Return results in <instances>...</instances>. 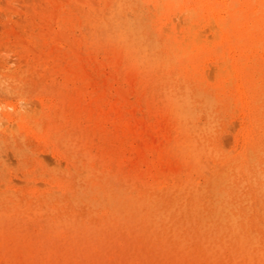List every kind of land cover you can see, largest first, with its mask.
I'll use <instances>...</instances> for the list:
<instances>
[{
  "label": "rangeland",
  "instance_id": "rangeland-1",
  "mask_svg": "<svg viewBox=\"0 0 264 264\" xmlns=\"http://www.w3.org/2000/svg\"><path fill=\"white\" fill-rule=\"evenodd\" d=\"M171 1L0 0V264H264V1Z\"/></svg>",
  "mask_w": 264,
  "mask_h": 264
},
{
  "label": "bare ground",
  "instance_id": "bare-ground-1",
  "mask_svg": "<svg viewBox=\"0 0 264 264\" xmlns=\"http://www.w3.org/2000/svg\"><path fill=\"white\" fill-rule=\"evenodd\" d=\"M165 1L167 2V0H165ZM168 1H169V0H168ZM186 1H187V0L182 1V2L187 3ZM189 1H190V0H189ZM191 1H192V0H191ZM233 1H234V0H233ZM236 1H238V0H236ZM236 1H235V2H236ZM248 1H249V0H248ZM263 1H264V0H263ZM171 2H172V1H171ZM173 2H176V1L174 0ZM173 2H172V3H173ZM223 2H224V1H223ZM235 2H234V3H235ZM244 2H245V1H244ZM180 3H181V2H180ZM188 3H189V2H188ZM191 3H194V0H193V2H191ZM227 3H228V2H227ZM241 3H243V2H241ZM181 4H182V3H181ZM198 4H199V3H198ZM198 4H197V5H198ZM222 4H223V3H222ZM239 4H240V3H239ZM244 4H246V3H244ZM182 5H183V4H182ZM197 5H196V6L193 5L194 8H196ZM257 5H258V4H257ZM189 6H190V5H189ZM189 6H187V8L192 7V5H191L190 7H189ZM233 6H235V5L233 4ZM247 6H248V5H247ZM175 7H176V6H175ZM198 7H201V6H198ZM198 7H197V8H198ZM235 7H237V6H235ZM262 7H263V5H262ZM194 8H193V9H194ZM231 8H232V7H231ZM231 8H230V9H231ZM253 8H255V7H253ZM259 8H260V6H259ZM191 9H192V8H191ZM191 9H190V10H191ZM198 9H199V8H198ZM209 9H210V8H209ZM224 9H225V7H224ZM226 9H227V8H226ZM232 9H233V8H232ZM256 9H258V7H257ZM256 9H255V10H256ZM262 9H263V8H262ZM262 9L260 8V10H262ZM162 10H163V9H162ZM218 10H220V9H218ZM253 10H254V9H253ZM163 11H164V10H163ZM180 11H181V10H180ZM180 11H179V13H181ZM202 11H203V9H202ZM209 11H211V10H209ZM209 11H208L207 13H209ZM182 12H183V11H182ZM197 12H198V11H196V13H197ZM200 12H201V10H200ZM200 12H198V13H200ZM212 12H213V11H212ZM221 12H223V10H222ZM228 12H229V11H228ZM172 13H173V12H172ZM192 13H193V12L190 11V14H192ZM194 13H195V11H194ZM204 13H205V12H204ZM257 13H258V12L256 11V14H257ZM260 13H262V12H260ZM170 14H171V13H170ZM185 14H186V13H185ZM190 14H188V15H190ZM211 14H212V13H211ZM233 14H237V13H233ZM171 15H172V14H171ZM186 15H187V14H186ZM186 15H185V16H186ZM214 15H215V14H214ZM222 15H223V14H222ZM226 15H227V14H226ZM178 16H179V15H178ZM190 16H191V15H190ZM192 16H193V15H192ZM195 16H196V14H195ZM198 16H199V15H198ZM210 16H211V15H210ZM210 16H209V17H210ZM217 16H218V14H217ZM220 16H221V15H219L218 17H220ZM258 16H259V18H260V14L257 15V17H258ZM263 16H264V15H263ZM188 17H189V16H188ZM225 17H226V16H224V18H225ZM238 17H239V16H238V14H237V17H236V18H238ZM255 17H256V16H255ZM257 17H256V19H257ZM195 18H196V17H195ZM199 18H201V17L199 16ZM220 18H221V17H220ZM226 18H227V17H226ZM259 18H258V19H259ZM262 18H263V17H262ZM196 19H197V18H196ZM212 19H214V17H213ZM212 19H211V20H212ZM238 19H239V18H238ZM162 20H163V19H162ZM191 20H192V18H191ZM200 20H201V19H200ZM209 20H210V19H209ZM216 20H218V19H216ZM196 21H197V20H196ZM196 21H195V22H196ZM205 21H206V20H205ZM212 21H213V20H212ZM218 21H219V20H218ZM260 21H262V20L260 19ZM167 22H168V21H167ZM209 22H210V21H209ZM262 22H264V19H263ZM168 23H169V22H168ZM215 23H216V22H215ZM166 24H167V23H166ZM194 24H195V23H194ZM197 24H198V23H197ZM204 24H205V23H204ZM206 24H209V23L206 22ZM206 24H205V28H206V26H207ZM210 24H211V23H210ZM216 24H217V23H216ZM216 24H215V25H216ZM226 24H227V23H226ZM253 24H254V23H248V25H250V26L253 25ZM255 24H258V20H256V23H255ZM261 24H262V23H261ZM200 25H202V21H201ZM215 25H214V26H215ZM227 25H228V24H227ZM233 25H234V24H233ZM235 25H236V24H235ZM185 26H186V25H185ZM188 26H190V24H189ZM196 26H197V25H196ZM203 26H204V25H203ZM212 26H213V25H211V28H212ZM214 26H213V27H214ZM253 26H254V25H253ZM253 26H251V27H253ZM262 26H263V25H262ZM262 26H259V27L261 28ZM176 27H177V25H176ZM193 27H194V25H193ZM193 27H192V29L194 30ZM201 27H202V26H201ZM201 27L199 26V28H201ZM207 27L210 28V26H207ZM223 27H224V26H223ZM247 27H248V26H247ZM247 27H246V28H247ZM263 27H264V26H263ZM163 28H164V27H163ZM183 28H184V26H183ZM195 28H196V27H195ZM205 28H203V29H205ZM211 28H210V30H211ZM214 28H215V27H214ZM217 28H218V27H217ZM217 28H216V29H217ZM221 28H222V27H221ZM242 28H243V27H242ZM254 28H256V25H255ZM254 28H253V29H254ZM126 29H127V28H126ZM192 29H191V31H192ZM203 29H202V30H203ZM225 29H226V28H225ZM213 30H214V32H215V29H213ZM217 30H218V29H217ZM217 30H216V31H217ZM219 30H220V29H219ZM219 30H218V31H219ZM222 30H223V29H222ZM239 30H240V28H239ZM259 30H260V29H259ZM262 30H263V32H260V31H258V32H260V33H264V29L261 28V31H262ZM142 31H143V30H142ZM181 31H182V30H181ZM187 31H189V28H187ZM198 31H199V30H198ZM203 31H204V30H203ZM206 31H207V30H206ZM218 31H217V32H218ZM223 31H224V30H223ZM211 32H212V31H211ZM186 33H188V32H186ZM190 33H191V32H190ZM195 33H196V34H195ZM195 33H194V34L197 35L196 30H195ZM199 33H200V32H198V34H199ZM218 33L221 34L220 31H219ZM253 33H254V30H253ZM171 34H172V33H171ZM203 34H204V33H203ZM203 34H202V35H203ZM212 34H213V33H212ZM184 35H185V34H184ZM187 35H188V34H187ZM190 35H192V33H191ZM199 35H200V34H199ZM199 35H198V36H199ZM209 35H210V32H209ZM213 35H216V34L214 33ZM254 35H255V34H254ZM261 35H262V34H261ZM211 36H212V35H211ZM211 36H210V37H211ZM221 36L223 37L222 34H221ZM250 36H251V35H250ZM252 36H253V35H252ZM252 36H251V37H252ZM183 37H185V36H183ZM183 37H182V40H185V39H183ZM186 37H187V36H186ZM186 37H185V38H186ZM201 37H203V36H201ZM207 37H208V36H207ZM236 37H237V36H236ZM189 38H190V37H189ZM194 38H195V36H194ZM197 38H198V37H197ZM199 38H200V37H199ZM205 38H206V37L204 36V39H205ZM217 38L220 39V36H219V37L217 36ZM263 38H264V35L262 36V40H261V42L264 40ZM206 39H207V38H206ZM186 40H187V39H186ZM210 40H211V39H210ZM214 40H215V39H214ZM214 40H213V41H214ZM177 41H178V40H177ZM180 41H181V40H180ZM199 41L201 42V40H199ZM208 41H209V40H208ZM215 41H218V40L216 39ZM219 41H220V40H219ZM196 42H197V40H196ZM203 42H205V41H203ZM24 43H26V42H24ZM197 43H198V42H197ZM206 43H207V42H205V44H206ZM208 43H209V42H208ZM208 43H207V44H208ZM212 43H213V42H212ZM205 44H204V45H205ZM209 44H210V43H209ZM213 44H215V43H213ZM213 44H212V45H213ZM68 45H69V44H68ZM204 45H203V46H204ZM245 45H246V43H245ZM22 46H23V45H22ZM26 46H27V43H26ZM62 46H63V43H62ZM69 46H70V45H69ZM205 46H206V45H205ZM207 46H208V45H207ZM207 46H206V47H207ZM210 46H211V44H210ZM256 46H258V44H257ZM259 46H261V45H259ZM27 47H28V46H27ZM211 47H212V46H211ZM234 47H235V46H234ZM21 48H22V47H21ZM30 48H31V47H30ZM215 48H216V47H215ZM31 49H32V48H31ZM194 49H195V48H194ZM256 49H257V48H256ZM209 50H211V48H210ZM212 50H213V48H212ZM230 50H231V49H230ZM230 50H229V52H230ZM36 51H37V50H36ZM215 51H216V49H214V52H215ZM231 51H232V50H231ZM233 51H234V50H233ZM233 51H232V52H233ZM239 51H240V50H239ZM241 51H242V50H241ZM252 51H253V50H252ZM252 51H251V52H252ZM256 51H257V50H256ZM259 51H260V50H259ZM29 52H30V51H29ZM161 52H162V51H161ZM212 52H213V51H212ZM214 52H213V54H216V52H215V53H214ZM222 52L224 53L225 51H222ZM229 52H228V53H229ZM32 53H33V52H32ZM34 53H35V52H34ZM193 53H194V52H193ZM208 53H209V52H208ZM36 54H37V53H36ZM39 54H40V53H39ZM63 54H65V53H63ZM195 54H196V53H195ZM202 54H203V53H202ZM213 54H212V55H213ZM243 54H245V53H243ZM259 54H260V53H259ZM65 55H66V54H65ZM188 55H189V54H188ZM190 55H191V54H190ZM204 55H205V54H204ZM212 55H211V56H212ZM223 55H224V54H222L221 56H223ZM235 55H236V54H235ZM261 55H262V54H261ZM263 55H264V54H263ZM213 56H214V55H213ZM221 56H220V57H221ZM29 57H30V56H29ZM52 57H53V56H52ZM220 57H218V58H220ZM76 58H77V57H76ZM78 58H79V57H78ZM185 58H188V57L185 56ZM189 58H190V56H189ZM189 58H188V59H189ZM205 58H206V57H205ZM205 58H203V60H204ZM213 58H216V59H217L216 55H215V57H213ZM198 59H199V58H198ZM198 59H197V60H198ZM206 59H207V58H206ZM209 59H210V58H209ZM82 60H83V59H82ZM155 60H156V59H155ZM201 60H202V59H201ZM246 60H247V59H246ZM212 61H215V60H212ZM221 61H222V60H221ZM225 61H226V60H225ZM227 61H228V59H227ZM263 61H264V60H263ZM263 61H262V62H263ZM199 62H200V64H202L201 61H199ZM215 62H216V61H215ZM231 62H232V60H231ZM248 62H249V61L246 62V65H247ZM208 63H209V60L207 61L206 64H208ZM210 63H212V62H210ZM213 63H214V62H213ZM217 63H218V61H217ZM220 63H222V62H220ZM227 63H228V62H227ZM249 63H250V62H249ZM203 64H205L204 61H203ZM218 64H219V63H218ZM187 65H188V64H187ZM208 65L210 66L211 64H208ZM212 65H213V64H212ZM226 65H227V64H226ZM243 65H244V64H243ZM214 66H215V65H214ZM230 66H231V65H230ZM230 66H229V67H230ZM101 67H102V66H101ZM201 67H202V66H201ZM225 67L228 68L227 66H225ZM241 67H242V66H241ZM247 67H249V66H247ZM247 67H246V69H247ZM205 68H206V66H204L203 69L205 70ZM209 68H210V67H209ZM214 68H216V67H214ZM222 68H223V67H222ZM249 68H250V67H249ZM249 68H248V69H249ZM105 69H106V68H105ZM194 69H195V68H194ZM199 69H200V68H199ZM206 69H208V68H206ZM216 69H217V68H216ZM218 69H220V68H218ZM218 69H217V70H218ZM228 69H229V68H228ZM231 69H232V68H231ZM233 69H234V68H233ZM200 70H201V69H200ZM208 70H209V69H208ZM208 70H207L206 72H209ZM213 70H215V69H213ZM221 70H222V69H221ZM223 70H224V69H223ZM223 70H222V71H223ZM201 71H202V70H201ZM227 71H228V70H227ZM239 71H240V70H239ZM246 71H247V70H246ZM248 71H250V69H249ZM213 72H215V71H213ZM200 73H202V72H200ZM223 73H224V72H223ZM223 73H222V74H223ZM228 73H230V72H226V74H228ZM195 74H196V73H195ZM206 74H207V73H206ZM216 74H217V73H216ZM75 75H78V74H75ZM228 75H229V74H228ZM235 75H236V74H235ZM241 75H242V74H241ZM222 76H223V75H222ZM238 76H239V75H238ZM217 77H218V76H217ZM218 78H219V77H218ZM220 78H221V76H220ZM220 78H219V80H218L219 83H221V82H220V81H221ZM224 78H228V76H227V77H224ZM229 78H230V80H232V79H231L232 77H229ZM212 79H213V78H212ZM236 79H237V78H236ZM238 79H239V78H238ZM200 80H202V79H200ZM226 80H227V79H226ZM226 80H225V81H226ZM234 80H235V78H234ZM203 81H204V79H203ZM222 81H223V79H222ZM239 81H240V80H239ZM216 82H217V80L214 81V83H216ZM229 82L232 83L231 81H227V84H228ZM241 82H242V81H241ZM241 82H239V84H240ZM259 82H260V81H259ZM235 83L238 84V81H236ZM113 84H114V83H113ZM222 84H224V83H222ZM233 84H234V83H233ZM233 84H232V86H233ZM241 84H242V83H241ZM244 84H245V83H244ZM254 84H255V83H254ZM218 85H220V84H218ZM256 85H257V84H256ZM90 86H92V85H90ZM225 86H227V85H225ZM229 86H230V85H229ZM243 86H244V85H243ZM263 86H264V85H263ZM203 87H204V86H203ZM205 87H206V86H205ZM219 87H220V86H218V88H219ZM230 87H231V86H230ZM254 87H256V86H254ZM254 87H253L252 89H254ZM210 88H211V87H210ZM212 88H213V87H212ZM212 88H211V89H212ZM223 88H224V87H223ZM232 88H233V87H232ZM238 88H239V87H238ZM221 89H222V88H221ZM221 89H219V91H220ZM224 89H225V88H224ZM236 89H237V88H236ZM119 90H120V89H119ZM217 90H218V89H217ZM245 90H246V89H245ZM255 90H256V88H255ZM255 90H254V91H255ZM225 91H226V90H225ZM232 91L234 92V88H233ZM235 91H236V90H235ZM246 91H247V90H246ZM254 91H253V93H254ZM121 92H122V91H121ZM121 92H120V93H121ZM228 94H230V93H228ZM232 94H233V93H232ZM246 94H247V93H246ZM233 96H234V94H233ZM250 96H251V95H250ZM239 97H240V96H239ZM263 97H264V96H263ZM127 98H128V97H127ZM93 99H94V98H93ZM42 100H43V99H42ZM259 100H261V99H259ZM231 101H233V100H231ZM84 107H85V106H84ZM97 108H98V107H97ZM98 109H99V108H98ZM112 109H113V107H112ZM248 109H249V108H248ZM43 110H45V108H44ZM108 110H110V109H108ZM250 110H252V109H250ZM254 110H255V109H254ZM106 111H107V110H106ZM100 112H101V110H100ZM104 112H105V110H104ZM107 112H108V111H107ZM116 112H117V111H116ZM117 113H118V116L116 115L117 117H116V119L113 121V124H115L116 126H120V125H122V124L124 123V120H123V122H122V118H123V116H122V113L119 111V109H118V112H117ZM236 113H237V111H236ZM104 114H105V113H104ZM104 116H105V118L107 117V119H109V118H108V113L105 114ZM235 116H236V115H235ZM238 116H239V115H238ZM73 117H74V116H73ZM235 118H236V117H235ZM250 118H251V117H250ZM252 118H253V117H252ZM46 119H47V118H46ZM46 119H45V120H46ZM107 119H105V120H107ZM123 119H125V118H123ZM238 120H239V119H238ZM249 120H250V119H249ZM82 123H83V122H82ZM84 123H86V121H85ZM128 123H131V122L128 121ZM46 125H47V124H46ZM48 125H49V124H48ZM48 125H47V127H48ZM123 125H124V124H123ZM132 125H133V123H132ZM24 126H25V125H24ZM50 126H51V125H50ZM129 127H130V126H128L127 124H125L123 129H126V128H127V130H128ZM180 127H181V126H180ZM197 127H198V126H197ZM158 128H159V127H158ZM255 128H256V127H255ZM49 129H53V127H52V128H49ZM136 129H137V127H135L134 129H129V130H128V133H132V132L135 131ZM127 130H126V132H127ZM233 130H234V129H233ZM258 131H259V130H258ZM52 132H53V131H52ZM55 132H56V131H55ZM154 132H155V131H154ZM212 133H213V132H212ZM258 133H259V132H258ZM132 134H134V133H132ZM132 134H131V135H132ZM148 134H150V133H148ZM148 134H147V135H148ZM214 134H215V133H214ZM131 135H130V136H131ZM154 135H155V134H154ZM160 135H161V134H160ZM177 135H178V134H177ZM132 136H135V135H132ZM150 137H151V134H150ZM175 137H176V136H175ZM175 137H174V138H175ZM57 138H58V137H57ZM165 138H166V137H165ZM125 139H126V138H125ZM130 139H131V138H130ZM127 140H128V139H127ZM160 140H161V139H160ZM162 140H163V139H162ZM61 142H62V141H61ZM159 143H160V142H159ZM60 144H61V143H60ZM132 144H133V143H132ZM137 144H138V143H137ZM133 145H134V144H133ZM139 145H140V144H138V146H139ZM60 147H61V146H60ZM118 147H119V146H118ZM139 147H140V146H139ZM136 148H137V147H136ZM134 149H135V147H134ZM138 149H139V148H138ZM138 149H137V150H138ZM50 150H51V149H50ZM140 150H141V149H140ZM70 151H71V150H70ZM127 154H128V153H127ZM54 156H55V155H54ZM54 156H52V157H54ZM187 157L189 158V156H187ZM188 158H186V159H188ZM202 159H203V158H202ZM109 161H110V159H109ZM183 162H184V161H183ZM201 162H202V161H201ZM77 163H78V162H77ZM99 163H100V162H99ZM99 163H98V164H99ZM108 163H109V162H108ZM86 164H87V163H86ZM95 164H97V163H95ZM190 164H191V163H190ZM89 165H90V164H88V166H89ZM84 166H85V165H84ZM117 166H118V165H117ZM81 168H83V167H81ZM109 169H110V168H109ZM159 172H160V171H159ZM171 173H173V172H171ZM192 175H193V174H192ZM157 176H158V175H157ZM88 177H89V176H88ZM84 178H85V177H84ZM96 178H97V177H96ZM164 179H165V178H164ZM175 179H176V178H175ZM198 179H199V178H198ZM248 180H249V178H248ZM100 186H101V185H100ZM98 188H100V187H98ZM66 189H68V188H66ZM67 191H68V190H67ZM262 197H263V196H262ZM218 205H219V204H218ZM143 209H144V208H143ZM237 213H238V212H237ZM236 216H237V215H236ZM35 230H36V229H35ZM33 231H34V230H33ZM18 246H19V245H18ZM110 257H111V256H110Z\"/></svg>",
  "mask_w": 264,
  "mask_h": 264
}]
</instances>
